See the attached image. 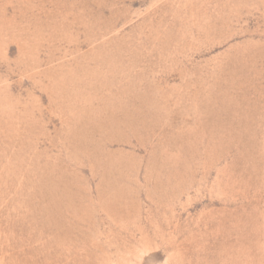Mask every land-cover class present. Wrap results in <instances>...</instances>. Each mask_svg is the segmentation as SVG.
<instances>
[{"label":"rangeland","instance_id":"obj_1","mask_svg":"<svg viewBox=\"0 0 264 264\" xmlns=\"http://www.w3.org/2000/svg\"><path fill=\"white\" fill-rule=\"evenodd\" d=\"M0 264H264V0H0Z\"/></svg>","mask_w":264,"mask_h":264}]
</instances>
